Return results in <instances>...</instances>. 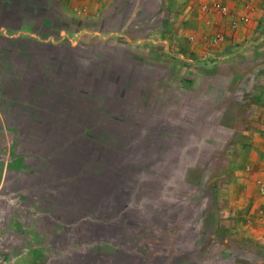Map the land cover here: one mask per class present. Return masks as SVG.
Listing matches in <instances>:
<instances>
[{
    "label": "crops",
    "instance_id": "0c3cea01",
    "mask_svg": "<svg viewBox=\"0 0 264 264\" xmlns=\"http://www.w3.org/2000/svg\"><path fill=\"white\" fill-rule=\"evenodd\" d=\"M261 186L264 0H0V264H264Z\"/></svg>",
    "mask_w": 264,
    "mask_h": 264
},
{
    "label": "built area",
    "instance_id": "2783aa9c",
    "mask_svg": "<svg viewBox=\"0 0 264 264\" xmlns=\"http://www.w3.org/2000/svg\"><path fill=\"white\" fill-rule=\"evenodd\" d=\"M215 7L218 8L219 10H221V11H225L224 7L222 8V7L218 6V5H216ZM261 187H262V186H261ZM260 191H261L262 193H264V187L260 188Z\"/></svg>",
    "mask_w": 264,
    "mask_h": 264
}]
</instances>
